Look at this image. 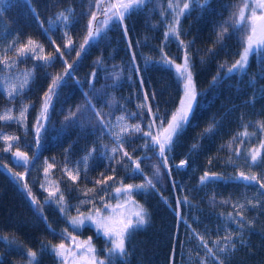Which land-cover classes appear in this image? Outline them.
<instances>
[{
    "label": "trees",
    "instance_id": "trees-1",
    "mask_svg": "<svg viewBox=\"0 0 264 264\" xmlns=\"http://www.w3.org/2000/svg\"><path fill=\"white\" fill-rule=\"evenodd\" d=\"M234 3L236 0H209L205 8H196L181 18L180 38L188 45L199 93L198 104L189 125L172 146L168 168L164 167L154 151L141 147L143 140L139 136L132 138L133 143L125 144L134 158H141L145 175L153 177L158 166L160 176L158 190L134 194V199L147 209L149 223L131 237L126 244L128 256L118 264H200L206 250L200 245L197 233L205 236L209 247L216 250L213 241L217 235H224L225 227L236 234L233 241L236 248L230 251L224 264H264V198L257 195L264 190L258 185L246 187V182L230 179L240 170L264 177V164L253 166L250 170L242 158L248 149L258 147L259 142L264 140V133L255 127L257 121L264 122V56H252L243 72L225 75L227 67L238 59L242 46L238 32L231 28L223 41L218 42L216 37L220 25L228 20ZM166 9L167 0H146L142 10L125 20L127 37L122 27L113 25L106 37L93 42L92 46L86 45V51L77 58L76 50L86 34L88 16L85 14L89 12V0H0V56L5 55L7 50V55L14 58L15 47L31 38L44 46L45 54L52 53L57 57L51 67L30 58L18 65L20 69L36 67L29 90L15 101L16 108L22 99L31 105L27 129L15 123L0 122V132L19 137L21 151H25L30 158L33 153L36 154L25 170L12 160L11 152L3 151V142L0 141V236L15 241L9 245L0 239L2 264H27L26 252L29 248L37 252L38 264H60L50 246L61 242V233L66 228L79 240L91 238L97 253L104 258L105 238L98 235L91 224H86L78 233L74 231L55 203H45L46 195L39 189V179L35 180L34 174L37 173L38 177L44 173L45 161L54 165L50 170L51 180L59 183L72 216H75L77 206L83 211L92 208L90 204H80L86 199L82 192L88 188L99 190L104 187L94 183L101 178V173L112 175L115 169L117 182L121 179L125 184L144 182L139 174H133L123 164L108 159L111 155L108 149L114 142L111 132L105 130L100 135V125L94 113L87 110L84 93H89L92 104L97 110H102L112 124L122 113L138 112L137 104L144 101L145 92L153 109L159 107L160 115L170 114L176 108L182 95L181 85L174 71L158 61L163 54H167L181 63L184 52L174 38L165 41L164 33L172 20L170 10L161 16V11ZM61 12L73 20L68 30L76 50L70 53L63 47L61 23H57L51 36L44 32V28L49 27V20H55ZM51 40H55L66 53L63 59L75 63L70 70L71 75L65 76L56 90L57 95L53 97L45 130L41 134V146L37 150L34 124L40 113L43 95L51 84V78L63 75L65 67L59 54L54 52ZM98 60L101 62L96 63ZM221 64L225 67H220ZM137 67L139 73L135 70ZM213 77H216L215 83ZM93 88L95 91H92ZM153 94L154 100L151 99ZM10 106L5 91L0 87V111ZM78 106L80 112H76ZM70 112H76V116L66 120ZM109 112L111 116L107 115ZM129 122H136V118L129 116ZM245 124L249 125V133L255 131L256 135L245 140L243 145L233 141V151H229V141L243 131ZM210 125L213 131L202 135ZM104 144L108 145V149L103 147ZM193 144H198V148L193 149ZM93 148L96 151L89 158L85 173L82 157ZM236 148L240 149L241 157L235 156ZM229 157L237 163H228ZM181 160H187L184 168L177 167ZM77 162H80L81 175L74 184L63 174L62 168L65 164L77 166ZM124 162L131 164L127 158ZM205 171L224 179L210 180L201 185L200 177ZM16 172L24 176L23 181L13 176L12 173ZM24 183L28 184L39 202L35 207H32L31 198L22 187ZM105 199L113 204L116 202L111 188ZM246 199H260L261 204L253 208L246 204ZM224 200L228 203H221ZM237 202L246 205L243 210L245 219L240 220L245 225L243 230L227 218L229 213L235 216L237 210L233 204ZM96 203L100 206L101 201L97 199ZM36 208L40 209L39 213ZM235 218L239 220L238 216ZM220 255L224 257L223 253ZM208 264H215L211 257Z\"/></svg>",
    "mask_w": 264,
    "mask_h": 264
},
{
    "label": "snow or ice",
    "instance_id": "snow-or-ice-1",
    "mask_svg": "<svg viewBox=\"0 0 264 264\" xmlns=\"http://www.w3.org/2000/svg\"><path fill=\"white\" fill-rule=\"evenodd\" d=\"M208 2L209 0H167V9L162 10L160 13L161 16H164L167 14V10L171 11L172 20L167 25L164 38L165 41L174 38L179 42L184 52L181 63H177L174 59L169 58L167 54H163L161 60L158 61L169 70L174 71L177 82L182 86V95L178 105L170 114L160 115L159 107L154 110L149 102V96L145 92L144 101L137 104L138 112H131L127 115L122 113L116 116V122L112 124L106 119V114L102 110H97L95 105L92 104L89 93H84L86 98L85 103L88 106L87 110L94 113L96 121L100 125V135L102 136L105 130L111 132L112 140L114 141L112 147L108 149L107 144L103 145L111 153L108 159L114 160L117 164H123V167L133 174H139L143 178V183L125 184L123 179L117 182L115 169L112 170V175L105 176L101 173V178L96 179L94 183L95 185H103L104 187L99 190L95 187L88 188L82 192V195L86 199L81 200L80 204H90L92 208L85 213L81 211L80 207H76V215L72 216L69 213V205L65 200L59 183L51 180L50 170L54 165L45 161L46 166L43 169L45 180L41 184V187L48 193L45 203H55L59 211L67 218L71 228L77 233L87 223L94 226L96 233L102 235L106 240V254L104 258H101L91 238L79 240L77 235H73L67 228L64 229L61 233V242L50 246V251L59 259L60 264H118L119 261L125 260L128 256L126 244L130 242L131 237L149 223L147 209L134 199V194L158 190L157 183L159 182L160 169L158 166L155 167L153 177L145 175L141 168V158H134L126 150L125 144L133 143L132 138L139 136L143 140L141 147L154 151L164 167H169V153L176 139L179 138L186 126L189 125L190 117L194 114L198 104L197 97L199 95L194 81L188 45L180 38L181 18L186 14H190L196 8H205ZM145 5L146 0H89V12L85 14L88 16L86 34L83 37V42L79 44L78 50L74 48V42L68 30V25L72 24L73 20H70V16L65 15L64 12L59 13L55 20L50 19L48 22L49 27L44 28V32L51 36L54 34L53 30L56 29L57 23H61L63 27L62 38L64 40V49L68 50L69 53L76 50V57L80 58L81 54L86 51L85 46H92L93 42H97L99 39L106 37L107 31L113 25L122 27L124 35L127 37L128 30L125 25V20L131 15L138 13ZM232 9L228 20L220 25L216 37L217 41L221 42L228 34L229 28L233 29L234 32H238L239 34L242 51L239 53L238 59L227 67L225 75L233 72H243L248 67L250 57L252 56H264V0H236V3L232 5ZM76 22L78 23L79 21L77 20ZM41 27H43V22H41ZM51 44L54 46V52L58 53L59 58L63 60L65 67L63 75L57 74L51 78V84L43 95L40 113L34 124L35 147L37 150L41 146V134L45 130V122L48 120V112L52 106L53 97L57 95L56 90L60 87L64 77L71 75L70 70L73 67V63H75V61L69 63L63 59L66 53L61 50V47L57 45L55 40H51ZM129 48L131 49V42H129ZM161 52L163 53V47L161 48ZM14 54V58H10L6 50L5 55L0 56V65H2V68H0V73H2L0 83H3L5 94L11 105L3 111H0V122L15 123L27 129V115L31 105L22 99L19 107L16 108L15 101L18 96H23L26 90H29L36 67L20 69L18 65L30 58L42 62L45 67H51L57 57L52 53L45 54L44 46L31 38L25 44L15 47ZM132 60L135 63V53L132 54ZM100 62L99 60L96 61V63ZM220 67H225V65L221 64ZM12 70H15V72ZM135 70L137 73L140 71L138 67ZM92 76L95 77V73ZM116 78L119 79L118 76ZM215 82L216 77H213V83ZM141 84H143L142 80ZM92 91H95V89L93 88ZM151 99H155V94L152 95ZM80 111L81 108L78 106L76 112ZM76 112H70L69 116L65 117V119L69 120L75 117ZM145 113L147 114L146 120ZM107 115L111 116V112ZM129 116L135 117L136 122L130 123ZM142 123L144 126H142ZM248 127L249 125L245 124L243 131L237 133L232 138V141H229V151H233V141H238L240 145H243L245 140L256 135L255 131L249 133ZM255 127L261 133H264V122L257 121ZM211 131H213V126L210 125L204 130L202 135ZM18 140L19 137L15 134L0 132L3 151L11 152L15 160L27 170L31 160L36 158V154L33 153V156L30 158L25 151L20 150ZM14 148L15 151H13ZM192 148L197 149L198 144H193ZM262 150H264V140L259 142L258 147L250 148L243 154L242 158L250 170L253 166L264 164ZM95 151L96 149L93 148L82 157L85 173L88 170V160ZM234 151L236 157H241L242 154L239 148H236ZM117 154H120L118 158ZM125 158L131 161L130 165L124 162ZM227 162L234 165L237 163L232 157H229ZM79 164L80 162H77V166L74 167H69L68 164H65L62 168L63 174L74 184L79 180L81 175ZM186 165L187 160H181L177 167L184 168ZM4 167L7 168V165L5 164ZM8 172L11 173L12 170L9 168ZM12 174L18 178V181H23L24 176L20 172ZM170 174L171 169L169 168ZM223 179V176L215 173L210 175L209 172L205 171L200 177L199 183L203 185L210 180ZM230 179L244 181L246 182V187L258 185L259 189L264 190V177L255 173L246 174L245 171L240 170L238 175L230 177ZM109 182L112 183L110 184ZM22 187L31 198V203L38 205L39 202L33 195L28 184L24 183ZM109 188H111L115 196L116 202L114 204L110 200L105 199V196L108 195ZM90 193L92 194L91 196ZM257 195L258 197L264 198V191L258 192ZM97 199L101 201L100 206L96 205ZM212 199L214 201L215 197ZM184 201L185 203L188 202L187 197L184 198ZM165 203H167V200H165ZM221 203L227 204L228 201L224 200ZM246 204L255 208L260 206L261 200L257 199L253 201L246 199ZM233 207L237 210L235 216L229 213L227 218L236 224L239 229L243 230L245 225L240 223V220L245 219L243 210H245L246 205L245 203L237 202L233 204ZM35 210L37 213L40 212L39 208ZM177 214L179 215V213ZM236 216L239 217V220L235 218ZM250 224L251 222H249ZM193 231L195 232L196 230L193 229ZM0 239H3L9 245L15 243L14 240H9L7 236H0ZM197 239L203 249L206 250L205 255L200 259V264H208L209 257L212 258L215 264H224V259L227 258L230 251H234L236 248V244L233 242L236 239V234L228 227H225L223 236L217 235V238L213 241L217 246L216 250L209 247L208 240L205 236L197 233ZM241 242H243L242 237ZM221 253L224 254V257H221ZM26 259L27 264H38L37 252L30 248L27 249ZM0 264H2V261H0Z\"/></svg>",
    "mask_w": 264,
    "mask_h": 264
},
{
    "label": "rangeland",
    "instance_id": "rangeland-1",
    "mask_svg": "<svg viewBox=\"0 0 264 264\" xmlns=\"http://www.w3.org/2000/svg\"><path fill=\"white\" fill-rule=\"evenodd\" d=\"M56 19V18H55ZM182 62V61H181ZM1 68H2V66H1ZM0 79H2V75H0ZM0 87H2L3 88V90H4V85H3V83H0ZM181 90H182V86H181ZM34 176L36 177L35 178V180H37V178L39 179V184H40V186H39V189H41V190H43L44 191V193H45V195H46V198L48 197V193L41 187V184L42 183H44V180H45V178H44V173H42V174H39V176L37 177V173H35L34 174ZM47 186V185H46ZM96 205L98 206V204L96 203ZM77 207H79V206H77ZM91 207H92V205H91ZM81 211H83V209H81ZM89 211V210H88ZM85 213H87V211H84ZM76 215V214H75ZM74 216V215H73ZM87 224V223H86Z\"/></svg>",
    "mask_w": 264,
    "mask_h": 264
},
{
    "label": "water",
    "instance_id": "water-1",
    "mask_svg": "<svg viewBox=\"0 0 264 264\" xmlns=\"http://www.w3.org/2000/svg\"><path fill=\"white\" fill-rule=\"evenodd\" d=\"M34 141H35V136H34ZM11 158H12V160L13 161H15L16 163H18L16 160H15V158L12 156V154H11ZM211 175V174H210ZM214 181H219V180H214ZM30 203H31V200H30ZM31 205H32V207H35V205H33L32 203H31ZM50 229V228H49Z\"/></svg>",
    "mask_w": 264,
    "mask_h": 264
}]
</instances>
